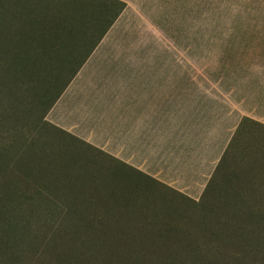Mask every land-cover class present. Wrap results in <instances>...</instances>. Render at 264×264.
<instances>
[{
    "label": "rangeland",
    "instance_id": "obj_1",
    "mask_svg": "<svg viewBox=\"0 0 264 264\" xmlns=\"http://www.w3.org/2000/svg\"><path fill=\"white\" fill-rule=\"evenodd\" d=\"M131 1L163 29L165 63L179 66L181 82L195 81V96L180 105L173 142L165 137L147 165L135 169L116 167L50 123L51 103L70 68L48 75V85L54 77L61 81L45 97L41 89L31 96L23 84L13 86L15 110H0V212L26 235L12 245L17 264H108L80 245L99 232L114 258L125 248L141 249L145 256L136 264L177 263L185 247L205 244L221 253L219 264H264V0ZM35 2L0 0V20L17 33L66 39L62 54L88 51L91 41L72 40L84 24L75 21L78 10L85 14L84 0L79 9L74 1L53 0L46 8ZM209 182L214 189L201 204ZM43 185L97 230L77 218L58 226L60 210L55 218L47 207L20 210L23 194L34 196L33 188ZM167 230L169 238H158ZM7 260L0 253V264Z\"/></svg>",
    "mask_w": 264,
    "mask_h": 264
},
{
    "label": "crops",
    "instance_id": "obj_2",
    "mask_svg": "<svg viewBox=\"0 0 264 264\" xmlns=\"http://www.w3.org/2000/svg\"><path fill=\"white\" fill-rule=\"evenodd\" d=\"M115 1L123 7L113 3L100 16L92 35L99 42L52 106L50 123L116 167L142 169L165 137L173 142L195 81L181 82L179 66L165 63L157 22L131 0Z\"/></svg>",
    "mask_w": 264,
    "mask_h": 264
},
{
    "label": "trees",
    "instance_id": "obj_3",
    "mask_svg": "<svg viewBox=\"0 0 264 264\" xmlns=\"http://www.w3.org/2000/svg\"><path fill=\"white\" fill-rule=\"evenodd\" d=\"M41 1H44V3ZM50 1L53 0H39L38 3L35 2L31 6L38 8L54 6V4H51ZM72 1H74V3L72 2L74 8L78 7L79 9V7H82L80 0ZM88 1L91 0H84L83 2L85 5V9H83L85 14L82 13L81 10H78V14L82 15L77 16L78 18L75 19V21L78 22H86L83 24V27H81V31H78L79 36L77 35L76 37H71L72 40L77 41V43L81 41L83 44L91 41L90 47L86 53H80L78 50H74L68 51L66 54H62L61 50L65 44H67L66 39L49 36V34L35 37L31 34L17 33L11 27V24L5 22L3 23V21L0 20V110H7L6 106H10L9 110H15L16 103H13L12 98L14 95V97L17 98V95L12 92L13 86L21 90L23 89L21 86L23 84L24 88H26L24 90H26L31 96H35L40 89L41 93L43 92L44 97L50 94L51 91L56 90L58 84L60 85L61 79H59V77H54L55 80H52L48 85V81L47 84L45 83L46 80L50 79L48 75L53 71H63L62 69L66 66L71 69V75L65 85H63L61 90L58 92L59 94L57 93L53 99L51 104L54 105L65 88L75 77L91 51L99 42V38L95 39L92 35L96 32L97 28H100V24L98 23L100 16L108 14L109 7L113 3H118L115 0H97V5H94ZM118 4L121 9L123 5L120 3ZM31 6L22 5L23 8H30ZM101 33H103V30H100V34ZM70 47L73 46L70 45ZM78 57H80V59ZM75 59H77V61H75ZM4 80L5 82L11 84V86H6L5 82H3ZM146 178L149 177L146 176ZM46 187V185L40 186L39 188L38 186H35L33 188L35 191L34 196H27L26 194H23L25 201L19 205V209L26 211L27 209L24 207H28L30 205L34 212H38L40 207H47V216L52 218H55V215H57L54 212L60 210L62 213L60 212V214L56 217L59 221L58 226H61L62 223H66V226H68L73 218H77V220L80 223H83L85 227H94V222L87 215L82 216L79 212L76 213V211H74V213L70 212L68 207H61V205H58L55 198L45 194L47 191ZM213 187L214 186H212L211 182L207 184L200 201L201 204L206 200L205 198L208 197V193L214 189ZM1 202H4V199L0 196V203ZM0 205H2V203ZM198 205L199 203L196 204V206ZM250 214L252 215V212H250ZM255 215L258 214L253 212L252 216L255 217ZM262 217L263 219L261 221L264 223V215ZM255 222L259 223L260 221L256 220ZM170 234H172V231L167 230L165 233H161L158 238H169ZM126 235L131 236L130 238L135 236L131 232L126 233ZM106 237V234L99 232L98 238L82 240L80 245H86L87 247L96 249V258L98 257L100 260L105 263L107 262L108 264H136L135 262L139 259V257L145 256L143 254L140 255V253H142L141 249L139 253V250L134 248H125L116 256V258H114V254L109 253L112 248H107L99 243L101 238ZM25 238L26 235L23 232H20L15 225L11 226L9 219L4 217V212H0V246H2L3 250V252L0 253L8 258L4 264L18 263V257L13 253L15 252V248H13L12 245L14 243H18V241L23 242ZM184 254V259L180 262L174 263L164 258L163 260H159V264H219L218 257L221 255L219 251L215 252L207 244L187 246L184 248ZM229 258L237 261V258L234 256ZM85 261L86 263L89 262L87 259Z\"/></svg>",
    "mask_w": 264,
    "mask_h": 264
}]
</instances>
